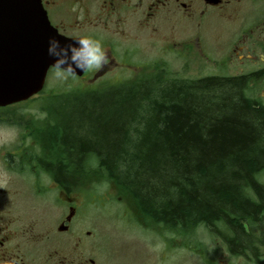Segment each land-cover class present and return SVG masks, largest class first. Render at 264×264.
<instances>
[{"label":"trees","instance_id":"1","mask_svg":"<svg viewBox=\"0 0 264 264\" xmlns=\"http://www.w3.org/2000/svg\"><path fill=\"white\" fill-rule=\"evenodd\" d=\"M163 72L52 95L39 158L66 188L104 176L153 224L184 234L202 225L231 255L260 261L264 106L246 92L264 71L190 81Z\"/></svg>","mask_w":264,"mask_h":264},{"label":"flooded vegetation","instance_id":"2","mask_svg":"<svg viewBox=\"0 0 264 264\" xmlns=\"http://www.w3.org/2000/svg\"><path fill=\"white\" fill-rule=\"evenodd\" d=\"M40 2L49 23L60 34L89 36L101 42L108 62L100 69L85 70L82 79L89 86L131 83L139 72L166 69L176 60L182 66H215V59L200 38L201 26L213 20L216 13L224 17L241 9L239 44L222 56L223 66L241 70L249 65L253 71H264V0ZM183 21L192 25L195 35L176 40L160 31V25ZM142 41L150 42L148 47L144 43L146 48L152 46L148 56L145 53L149 51L140 45ZM24 104L0 106V129L21 123L17 118L20 113L11 111ZM38 134L37 127L23 128L16 134L17 143H0V264H96L93 258L77 252L81 237L72 238L75 230L71 225L79 215L80 203L46 169L40 155L34 154V149L40 151L34 139ZM56 203L61 207L58 219Z\"/></svg>","mask_w":264,"mask_h":264},{"label":"rangeland","instance_id":"3","mask_svg":"<svg viewBox=\"0 0 264 264\" xmlns=\"http://www.w3.org/2000/svg\"><path fill=\"white\" fill-rule=\"evenodd\" d=\"M242 14L243 9L237 13L225 14L224 17L219 16L221 13H216L213 20L201 26L200 38L215 59V66L207 63L202 66H182L180 61L176 60L163 72L165 79L190 81L215 76L237 77L258 72L253 71L249 65H245L241 70L234 66H223L222 56L225 57L231 47L239 44ZM171 26L170 23L160 25V31L170 37L174 36L176 40L195 35L190 23L183 21ZM144 43L142 41L140 45L149 51L145 53L148 56L152 52V46L146 48L150 42L146 41V47ZM237 52L240 54L239 50ZM53 71V68L48 71L45 87L36 95V99L29 100L19 110L11 111L17 115L20 113L17 118L22 121L19 125L10 123L0 129V143L3 140L17 143L14 139L23 128L42 126L47 117L44 108L54 98L52 95L111 85L102 82L92 88L76 76L58 80ZM246 94L264 106V76H252ZM34 139L39 142L38 135ZM33 152L40 155L41 148L40 151L34 149ZM46 181L48 182L47 179ZM68 190L80 203L79 215L71 225L75 230L72 238L81 237L77 252L86 258H93L96 264H264V257L254 262L243 256L231 255L223 240L215 238L202 225L184 234L170 232L161 224H153L140 212L130 195L119 191L115 183L104 176H89L85 173L84 178H80L76 184L68 187ZM55 195L58 200L56 192ZM58 203L55 206L56 219L61 209Z\"/></svg>","mask_w":264,"mask_h":264},{"label":"water","instance_id":"4","mask_svg":"<svg viewBox=\"0 0 264 264\" xmlns=\"http://www.w3.org/2000/svg\"><path fill=\"white\" fill-rule=\"evenodd\" d=\"M53 35L62 45L78 39L59 34L39 0H0V106L26 100L42 90L52 67L47 41Z\"/></svg>","mask_w":264,"mask_h":264},{"label":"clouds","instance_id":"5","mask_svg":"<svg viewBox=\"0 0 264 264\" xmlns=\"http://www.w3.org/2000/svg\"><path fill=\"white\" fill-rule=\"evenodd\" d=\"M72 41L62 45L57 36L48 38L47 53L53 58V75L58 80L73 77L78 71L100 69L107 64V53L99 40L85 36Z\"/></svg>","mask_w":264,"mask_h":264}]
</instances>
